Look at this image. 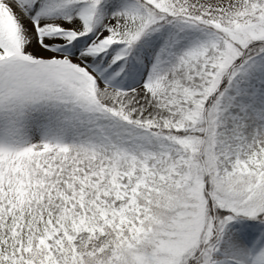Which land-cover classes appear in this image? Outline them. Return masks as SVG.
<instances>
[{
	"label": "snow or ice",
	"instance_id": "snow-or-ice-1",
	"mask_svg": "<svg viewBox=\"0 0 264 264\" xmlns=\"http://www.w3.org/2000/svg\"><path fill=\"white\" fill-rule=\"evenodd\" d=\"M0 264H264V0H0Z\"/></svg>",
	"mask_w": 264,
	"mask_h": 264
}]
</instances>
